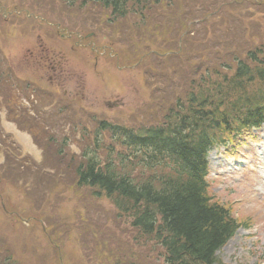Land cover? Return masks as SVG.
Instances as JSON below:
<instances>
[{
  "label": "rangeland",
  "instance_id": "1",
  "mask_svg": "<svg viewBox=\"0 0 264 264\" xmlns=\"http://www.w3.org/2000/svg\"><path fill=\"white\" fill-rule=\"evenodd\" d=\"M63 1L0 0V9L13 14L3 15L8 16L7 25L0 21V43L6 28L14 30L13 41L3 47L4 55L10 56L16 35L31 24L34 35L49 36L44 47L54 51V66L41 73L42 80H55L59 94L73 95L74 108L69 113L87 116L88 133L98 121L141 125L135 118L138 111L149 117L153 104L158 106L154 118L144 121L159 119V108L168 101L171 104L173 98L181 96L182 101L192 85L180 82V77L185 72L196 73L193 61L204 62L201 72L209 73L222 63H235V56L241 58L252 43L259 42L258 34L264 39V0H171L153 5L143 17L131 14L115 22L108 21L107 11L98 6L74 5L69 10ZM202 21L209 24L208 31H199L200 26L204 28ZM226 37L229 44H235L225 43ZM130 40L138 42L136 56L135 47L127 44ZM7 71L0 62V108L5 95L9 105L10 99L15 100L16 92L4 82ZM19 71V76H30L26 65L20 64ZM25 83L18 80L14 85ZM165 94L167 99L162 98ZM50 99L39 92L37 107L50 104ZM19 104L13 118L23 120L22 127H37V115L29 111L34 101ZM53 111L61 116L63 107ZM62 117L55 115L60 121ZM5 121L0 124V137L10 133V138L5 142L0 138V256L10 254L13 264H120L131 255L132 260L152 257L154 264H162L156 252L138 242L135 230L108 200H95L88 190L75 186L70 172L78 161L74 145L62 157L48 144L42 145L43 152L38 151L27 134ZM60 121L43 125L49 134L56 132L57 139L62 135L60 129L69 127ZM260 130L258 136H264V128ZM39 137L43 142V136ZM222 151L214 147L208 155L209 191L215 200L231 206L234 218L251 226L237 230L216 256L226 264H264V179L244 167L224 172L228 168ZM246 160L252 165L260 161L253 155ZM31 161L37 162L39 171L32 170Z\"/></svg>",
  "mask_w": 264,
  "mask_h": 264
},
{
  "label": "trees",
  "instance_id": "2",
  "mask_svg": "<svg viewBox=\"0 0 264 264\" xmlns=\"http://www.w3.org/2000/svg\"><path fill=\"white\" fill-rule=\"evenodd\" d=\"M63 2L69 10L75 9L74 5L98 6L107 11L108 21L115 22L131 14L143 17L153 5L171 3V0ZM70 26H74L73 22ZM208 30V23H204V28L199 27V31ZM257 37L259 42L252 43L246 54L241 53L244 58L235 56V63H222L209 73L201 72L204 62L193 61L198 67L196 73L185 72L180 77V82H192V85L182 101L181 96L173 98L171 104L168 101L159 108V119L144 121L154 118L158 106L153 104L148 109L149 117L138 111L135 118L141 125L98 121L88 133L85 130L87 116H71L74 107L66 105L62 106L65 117L61 121L69 127L60 129L62 137L59 139L56 132L57 136L49 134L47 127H43L44 124L52 126V120L60 121L55 118V115L62 116L57 112L44 117L37 110V127L19 125V128L31 135L38 150L43 152L42 145L48 144L57 157H62L70 145H74L78 152L74 157L78 161L75 160L70 172L75 186L88 190L95 200H108L117 215L125 217L135 230L138 242L156 252L162 264H226L216 252L239 227L251 225L234 218L231 206L215 200L210 193L205 179V156L210 146L226 136L234 137L242 128H249L245 126L264 123V39L263 35ZM227 38L225 43L233 46L235 42L229 44ZM127 44L135 47L136 56L138 42L130 40ZM186 62L187 58L183 63ZM4 82L16 92L14 94L20 90L12 84L9 75ZM162 98L167 99L166 94ZM10 100L11 105L5 95L3 106L8 107L6 111L11 119V114H18L14 113L18 103ZM61 121L60 125H65ZM82 124L84 127H79ZM39 135L43 136V142ZM7 137L0 138L5 142ZM35 162L29 164L33 171L39 169ZM33 249L31 253L35 255ZM12 261L10 254L0 256V264H13ZM154 263L152 257L132 260L129 255L120 264Z\"/></svg>",
  "mask_w": 264,
  "mask_h": 264
}]
</instances>
